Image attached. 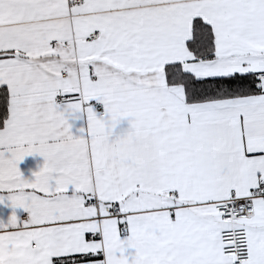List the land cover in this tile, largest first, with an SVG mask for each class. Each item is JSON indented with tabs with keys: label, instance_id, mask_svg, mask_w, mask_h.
<instances>
[{
	"label": "snow or ice",
	"instance_id": "snow-or-ice-1",
	"mask_svg": "<svg viewBox=\"0 0 264 264\" xmlns=\"http://www.w3.org/2000/svg\"><path fill=\"white\" fill-rule=\"evenodd\" d=\"M0 205V264H264V0H0Z\"/></svg>",
	"mask_w": 264,
	"mask_h": 264
},
{
	"label": "crops",
	"instance_id": "crops-1",
	"mask_svg": "<svg viewBox=\"0 0 264 264\" xmlns=\"http://www.w3.org/2000/svg\"><path fill=\"white\" fill-rule=\"evenodd\" d=\"M120 127L122 129H126L128 127V120L125 119L121 122ZM43 165V158L38 154L33 156L25 157L24 161H22L19 165L22 173L26 178H31L32 173L38 171L40 167ZM13 209L8 207L7 205H0V220L7 222L8 217L12 214ZM16 214L22 218L23 215H27L23 209H16Z\"/></svg>",
	"mask_w": 264,
	"mask_h": 264
},
{
	"label": "built area",
	"instance_id": "built-area-1",
	"mask_svg": "<svg viewBox=\"0 0 264 264\" xmlns=\"http://www.w3.org/2000/svg\"><path fill=\"white\" fill-rule=\"evenodd\" d=\"M23 217H26V215H23L22 218H23Z\"/></svg>",
	"mask_w": 264,
	"mask_h": 264
}]
</instances>
